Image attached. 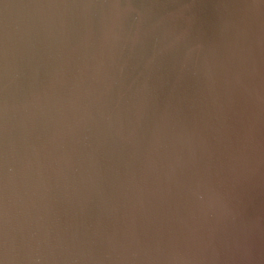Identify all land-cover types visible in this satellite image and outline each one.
I'll return each instance as SVG.
<instances>
[{
	"label": "water",
	"instance_id": "obj_1",
	"mask_svg": "<svg viewBox=\"0 0 264 264\" xmlns=\"http://www.w3.org/2000/svg\"><path fill=\"white\" fill-rule=\"evenodd\" d=\"M0 264H264V0H0Z\"/></svg>",
	"mask_w": 264,
	"mask_h": 264
}]
</instances>
